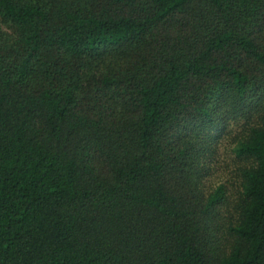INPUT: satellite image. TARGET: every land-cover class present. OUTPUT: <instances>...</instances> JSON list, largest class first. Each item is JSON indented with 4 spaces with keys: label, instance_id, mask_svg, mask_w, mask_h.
Here are the masks:
<instances>
[{
    "label": "trees",
    "instance_id": "1",
    "mask_svg": "<svg viewBox=\"0 0 264 264\" xmlns=\"http://www.w3.org/2000/svg\"><path fill=\"white\" fill-rule=\"evenodd\" d=\"M0 264H264V0H0Z\"/></svg>",
    "mask_w": 264,
    "mask_h": 264
}]
</instances>
